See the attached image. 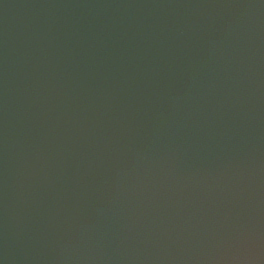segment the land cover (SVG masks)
Listing matches in <instances>:
<instances>
[{
  "label": "clouds",
  "instance_id": "obj_1",
  "mask_svg": "<svg viewBox=\"0 0 264 264\" xmlns=\"http://www.w3.org/2000/svg\"><path fill=\"white\" fill-rule=\"evenodd\" d=\"M127 6L0 46V264H264V0Z\"/></svg>",
  "mask_w": 264,
  "mask_h": 264
},
{
  "label": "water",
  "instance_id": "obj_2",
  "mask_svg": "<svg viewBox=\"0 0 264 264\" xmlns=\"http://www.w3.org/2000/svg\"><path fill=\"white\" fill-rule=\"evenodd\" d=\"M141 1H143V0H133L132 4H134V3L135 4L142 3ZM174 1L176 2V0H160V1H158V3H169V2H174ZM71 3L73 5H75V8L78 7L82 11L83 17L81 18V22H84L85 20H87L88 23L90 24L89 18L93 16V14L95 13L96 10L95 9H91L90 12L88 13L87 12V9L85 8L86 5L84 6L83 4H81V2H71ZM72 4H70L69 7H72L73 8V5ZM114 4H116V8L115 9L118 12L120 11V9H123L121 12H119L120 14H122V15L126 14L127 9L124 6L125 3H123V0H120L118 3L116 2ZM79 9H78V12L80 14V10ZM67 11L70 12L69 10H67ZM74 11H75V9H74ZM67 14H69L68 16H70V13H67ZM73 16H74L76 22H78V19H77L76 15H73ZM61 24H63V22H57V26L58 27H60ZM91 24L97 25L96 22H93Z\"/></svg>",
  "mask_w": 264,
  "mask_h": 264
}]
</instances>
